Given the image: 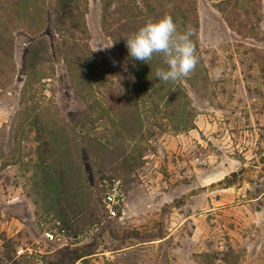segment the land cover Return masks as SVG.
<instances>
[{
	"label": "rangeland",
	"instance_id": "obj_1",
	"mask_svg": "<svg viewBox=\"0 0 264 264\" xmlns=\"http://www.w3.org/2000/svg\"><path fill=\"white\" fill-rule=\"evenodd\" d=\"M126 1L115 34L142 27L149 3L194 30V72L163 83L161 56L129 63L103 0H80L73 24L108 67L76 82L53 40L30 59L62 28L53 0H0V264H264V0ZM112 179L121 221L103 208ZM55 220L72 246L17 259Z\"/></svg>",
	"mask_w": 264,
	"mask_h": 264
},
{
	"label": "trees",
	"instance_id": "obj_2",
	"mask_svg": "<svg viewBox=\"0 0 264 264\" xmlns=\"http://www.w3.org/2000/svg\"><path fill=\"white\" fill-rule=\"evenodd\" d=\"M78 2H80V0H53L52 4H50L49 7L52 11V16L54 17V21H56V23H58V25H60L62 28L58 30V33L56 32V29H54L55 33L49 34L50 33L49 32L46 33L45 36H41V35L38 36V42L36 43V48L32 49L30 52V59L33 60V58L37 56L38 53L37 50H39V48L44 46V43L41 40L45 38H48L50 42L53 40L54 41L53 54H55L65 63L68 73L72 77H74L76 82L78 76L89 75L91 70L100 73L103 70L102 68L106 66L102 58L98 57L90 49L87 43L88 40L87 28L85 24L82 26L80 31L76 29L75 25L73 24V20L76 17H80V16L83 17L82 14H84L77 12ZM126 2H127L126 0H103L102 27L104 31L110 33V36L115 35L114 36L115 44L117 45L120 51L121 57L128 59L129 63H134L131 59H129L128 49L126 47V41L124 39V37L127 35H124L121 32L118 33V35L115 34V31L117 30L121 31L122 27L120 25H122V23L126 21L125 18L120 19V15L118 14V12L116 11L117 9L115 8L126 5ZM140 11H141L140 17L143 18L144 20L143 22H146L148 19H151L149 18L150 17L149 13H153L155 9L149 3H147L144 5L143 10ZM116 17L119 20H117ZM71 21L72 24H70ZM78 34H80L81 37H79ZM57 35H59L58 39L56 38ZM139 63H140L139 61L136 62V64ZM148 63H146L144 66L146 67L150 66L152 62L149 61ZM134 69L139 70L137 66H135ZM30 77L31 74L28 73L26 75V78L29 79ZM37 124L38 123L35 121L33 125L37 127ZM53 197H57V196L53 194ZM69 254L72 255L70 256L71 261H78L89 255V254L85 255V253L80 252L79 250L72 251Z\"/></svg>",
	"mask_w": 264,
	"mask_h": 264
},
{
	"label": "clouds",
	"instance_id": "obj_3",
	"mask_svg": "<svg viewBox=\"0 0 264 264\" xmlns=\"http://www.w3.org/2000/svg\"><path fill=\"white\" fill-rule=\"evenodd\" d=\"M193 34L191 27L185 32H179L173 17L165 14L157 20L148 19L142 27L124 39L128 55L132 59L148 63L154 56H161L166 67L157 68L155 76L159 81L168 83L188 77L199 63L191 38ZM111 46L112 44L101 48ZM214 74L218 77L220 71L216 70Z\"/></svg>",
	"mask_w": 264,
	"mask_h": 264
},
{
	"label": "built area",
	"instance_id": "obj_4",
	"mask_svg": "<svg viewBox=\"0 0 264 264\" xmlns=\"http://www.w3.org/2000/svg\"><path fill=\"white\" fill-rule=\"evenodd\" d=\"M102 187L104 189L102 193V203L106 214L110 219L123 220L125 213L121 211L124 202L123 185L121 181L115 179L110 181L105 180ZM39 230L41 232L40 241L26 246H19L15 249V256L17 259L24 258L27 260L33 259L41 261L44 255L47 254L43 249V245L52 244L58 248L72 246L69 231L59 220H55L52 226L42 221L39 224Z\"/></svg>",
	"mask_w": 264,
	"mask_h": 264
}]
</instances>
